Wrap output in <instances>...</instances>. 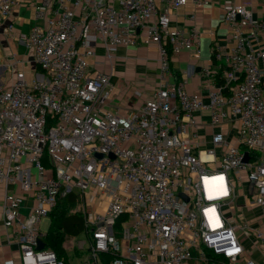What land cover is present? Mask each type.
Instances as JSON below:
<instances>
[{"label": "built area", "instance_id": "2783aa9c", "mask_svg": "<svg viewBox=\"0 0 264 264\" xmlns=\"http://www.w3.org/2000/svg\"><path fill=\"white\" fill-rule=\"evenodd\" d=\"M118 2L35 0L36 24L24 33L10 19L21 0H0V33L21 43L37 66L30 83L17 72L0 85L2 219L16 228L21 263L65 264L38 241L42 219L73 193L86 235L74 238L81 256L73 264H264L252 254L264 260V19L254 17L250 1L222 14L234 44L222 82L206 98L166 83L122 113L109 103L110 74L88 77L87 57L102 46L112 59L144 38L158 47L166 74L172 57L200 54L196 25L169 26L178 8L201 0ZM203 73L209 77L210 68ZM205 114L219 130L202 149ZM17 186L33 195L27 217L24 195L10 189Z\"/></svg>", "mask_w": 264, "mask_h": 264}, {"label": "crops", "instance_id": "0c3cea01", "mask_svg": "<svg viewBox=\"0 0 264 264\" xmlns=\"http://www.w3.org/2000/svg\"><path fill=\"white\" fill-rule=\"evenodd\" d=\"M118 6V0H112ZM250 1L253 14L256 19H264V0H201V4L187 3L178 8L171 17L170 30L182 29L188 31L193 25L200 31V54L183 52L174 56L170 61V70L162 74L159 64L158 47L148 44L142 38L136 47L121 46L115 52L112 59L106 57V51L98 46L94 56L87 57L89 71L87 76L94 77L99 72L110 74L112 88L109 91L111 107H119L122 113H130L143 102L144 98L166 83H184L189 93L201 95L206 94L215 84L222 82L221 76L227 67L226 53L232 48L234 42L230 36L228 27L222 22V14L230 7L231 3ZM195 16L192 21L189 18ZM16 31L28 33L36 24L35 0H21L20 6L16 8L11 17ZM5 22L0 21L3 29ZM215 50V55L213 51ZM221 51L218 58L216 54ZM259 66L264 70V62ZM209 67L211 75L204 76V68ZM17 72H23L27 82H31L37 72V66L33 61V55L15 38L0 33V77L6 76L8 86ZM143 91L139 99L134 97V91ZM205 127L200 133L204 138L202 149L210 148L211 128L209 117L205 114ZM232 137V135L230 136ZM16 193L25 197L21 210L22 217H27L33 206L32 193L23 192L18 186L10 187ZM235 202V208L241 209L245 205L243 192ZM2 201L0 200V264H22L19 255V244L16 238V228H7L2 219ZM50 220V218H49ZM50 225V224H49ZM246 250L250 251V244ZM71 264L77 261L73 247L66 249ZM72 252V254H70ZM253 257L264 263L260 252L252 253Z\"/></svg>", "mask_w": 264, "mask_h": 264}, {"label": "trees", "instance_id": "16d2710c", "mask_svg": "<svg viewBox=\"0 0 264 264\" xmlns=\"http://www.w3.org/2000/svg\"><path fill=\"white\" fill-rule=\"evenodd\" d=\"M213 53L215 55V50ZM79 203V196L73 193L59 200L50 215V225L43 237L44 249L53 250L65 264H71L66 251L69 248L66 246L67 242L71 244L74 238L84 231L83 214L80 211L71 212V209L79 206ZM75 254L81 256L76 250Z\"/></svg>", "mask_w": 264, "mask_h": 264}, {"label": "rangeland", "instance_id": "374dc122", "mask_svg": "<svg viewBox=\"0 0 264 264\" xmlns=\"http://www.w3.org/2000/svg\"><path fill=\"white\" fill-rule=\"evenodd\" d=\"M5 79H6V76H1L0 77V83L2 85H5V83H6ZM73 211H76V212L80 211L82 213L83 211H82L81 203H79V206H76V207L72 208L71 212H73ZM245 211H247V210H245ZM241 212H242V210H241ZM238 213H240V210L238 211ZM258 213H259L258 211H255V212L253 211V213H250V214L248 212H244L243 219H246V218L248 219L252 215H258ZM49 224H50L49 218H43L42 221H41V224H40L41 230L46 232L48 230ZM238 236L240 237V240L242 241V243L245 244V246H247L249 244V240L247 238H245V236L243 235L241 230L238 231ZM85 238H86V235L84 233H82L80 236H78L76 238V240L83 241V240H85ZM74 243H75V240L72 241L71 244H69L67 242L66 246L69 247L71 245H74ZM70 254H72V252Z\"/></svg>", "mask_w": 264, "mask_h": 264}, {"label": "water", "instance_id": "95a60500", "mask_svg": "<svg viewBox=\"0 0 264 264\" xmlns=\"http://www.w3.org/2000/svg\"><path fill=\"white\" fill-rule=\"evenodd\" d=\"M182 197H184L185 199H187L183 194H181ZM38 249L39 250H43L44 249V242L42 240L38 241Z\"/></svg>", "mask_w": 264, "mask_h": 264}]
</instances>
